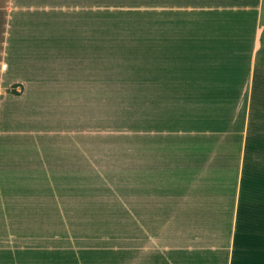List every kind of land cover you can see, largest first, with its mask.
I'll return each instance as SVG.
<instances>
[{
	"label": "crops",
	"instance_id": "obj_1",
	"mask_svg": "<svg viewBox=\"0 0 264 264\" xmlns=\"http://www.w3.org/2000/svg\"><path fill=\"white\" fill-rule=\"evenodd\" d=\"M159 5L189 8L193 21L222 17L221 37L237 40L226 52L238 53V91L225 99L223 142L206 157L197 143L145 140L144 149L175 145L174 161L157 164L176 168L175 218L173 227L159 219L151 232L166 210L150 219L144 194L128 264H264V0ZM103 7V0H0V264H38L40 213H67L64 192L53 190L65 181L55 167L66 150H86L66 141L65 121L76 88L78 104L86 102L88 61L94 70L100 64Z\"/></svg>",
	"mask_w": 264,
	"mask_h": 264
},
{
	"label": "rangeland",
	"instance_id": "obj_2",
	"mask_svg": "<svg viewBox=\"0 0 264 264\" xmlns=\"http://www.w3.org/2000/svg\"><path fill=\"white\" fill-rule=\"evenodd\" d=\"M160 2L103 0L100 64L94 70L88 61L86 102L78 104L76 88L65 121L72 130L66 141L86 150H66L55 167L65 181L53 190L64 192L67 213H40L38 264H128L144 194L150 219L166 210L148 225L151 232L159 219L173 227L175 218L176 168L157 165L158 157L174 161L175 145L144 149L145 140L197 143L204 157L223 142L225 99L237 98L239 78L238 53L226 46L237 40L221 37V16L193 21L189 8Z\"/></svg>",
	"mask_w": 264,
	"mask_h": 264
},
{
	"label": "trees",
	"instance_id": "obj_3",
	"mask_svg": "<svg viewBox=\"0 0 264 264\" xmlns=\"http://www.w3.org/2000/svg\"><path fill=\"white\" fill-rule=\"evenodd\" d=\"M11 91H13V92H14L15 90H14V89H11Z\"/></svg>",
	"mask_w": 264,
	"mask_h": 264
}]
</instances>
